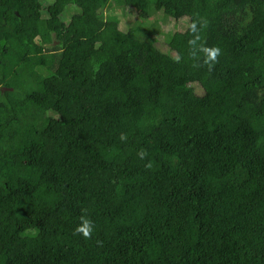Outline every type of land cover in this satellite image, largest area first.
Returning <instances> with one entry per match:
<instances>
[{"label": "trees", "instance_id": "obj_1", "mask_svg": "<svg viewBox=\"0 0 264 264\" xmlns=\"http://www.w3.org/2000/svg\"><path fill=\"white\" fill-rule=\"evenodd\" d=\"M42 1L0 0V264H264V0Z\"/></svg>", "mask_w": 264, "mask_h": 264}, {"label": "rangeland", "instance_id": "obj_2", "mask_svg": "<svg viewBox=\"0 0 264 264\" xmlns=\"http://www.w3.org/2000/svg\"><path fill=\"white\" fill-rule=\"evenodd\" d=\"M52 0H44L42 1V4L44 6H46L49 2H51ZM110 9V13L116 15L119 18V28L122 31H126L128 29V27H130V25L133 23L134 21V14L132 11L128 10V9H120V8H116L114 6V3L112 1L109 2L107 8L103 11V12H109ZM65 12H66V19H68L70 16H72L74 13L77 12V8L71 5L66 6L65 8ZM64 19V17H63ZM158 26L160 28V30L162 31V33L158 34L157 37V45L159 47L163 46V34H168V33H173L175 32V22L168 18L166 20H158ZM190 86L192 88H194V91L196 94L201 95L202 94V90L200 89V87L197 86V84H193ZM11 89V88H9ZM162 100H165L166 102H169L172 100V96L171 93H165L162 96ZM212 171L206 173V176H204V179L207 178L208 180H210V177L213 176L212 175Z\"/></svg>", "mask_w": 264, "mask_h": 264}, {"label": "clouds", "instance_id": "obj_3", "mask_svg": "<svg viewBox=\"0 0 264 264\" xmlns=\"http://www.w3.org/2000/svg\"><path fill=\"white\" fill-rule=\"evenodd\" d=\"M84 234H85V235H87L88 233H87V232H85Z\"/></svg>", "mask_w": 264, "mask_h": 264}]
</instances>
